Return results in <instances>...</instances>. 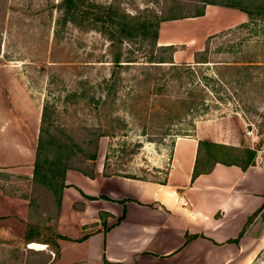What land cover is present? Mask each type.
I'll return each mask as SVG.
<instances>
[{
	"label": "rangeland",
	"instance_id": "374dc122",
	"mask_svg": "<svg viewBox=\"0 0 264 264\" xmlns=\"http://www.w3.org/2000/svg\"><path fill=\"white\" fill-rule=\"evenodd\" d=\"M59 1L0 0V90H6L7 96H15L1 97L0 110H6V117H1L0 123L10 125L13 110L22 114L20 120L25 129L21 138L29 144L21 162L30 165L28 168L6 164L19 159L0 153V264H64L59 258V243L58 246L52 243L58 241V234L62 235L57 196H62L64 186H71L70 190L74 187L66 184L65 178L62 190L59 181L48 187L43 180L31 179L45 104L49 105L45 121L52 122L49 135L56 134L65 141L73 139L82 148L73 146L77 152L69 163L85 170L95 168L96 173L103 170L109 153L107 171L161 181L169 167L174 139L194 134L196 128L202 134L238 146L228 150L236 155L243 153L239 148L264 146V14L249 20L240 8L224 5L230 1L245 3L243 0H215L220 3L83 0L82 8L93 12L88 17L96 12L101 14L103 9L99 4L111 3L118 8V14L127 12L152 20L164 18L159 22L157 44L168 43L159 42L160 32L163 39L172 37L177 42L161 48L150 39L140 37L111 40L99 29L100 20L96 28L89 24L91 18L86 17L77 24L60 16L56 6ZM253 3H264V0H253ZM203 8L204 12L206 8L209 10L208 15L197 14ZM239 10L245 13V19L232 23ZM242 22L247 23L242 26ZM241 38H244L241 45H229ZM257 39L262 43L256 44ZM207 46L210 48L207 56L211 59L258 60V64L248 69L249 75L241 74V85L234 81V71H225L223 78L228 82L217 92L209 90L204 94L199 87L195 88L194 92L200 93L195 97L198 102L193 111L181 103H170L176 96L186 95V89L192 84L180 86L176 71L154 65L157 62L151 64L149 55L170 59L175 50H180L177 63L193 62L194 53ZM119 52L121 65L113 62ZM116 74L119 76L117 87L113 84ZM148 74L150 79H144ZM104 79L116 88L114 94L104 87ZM165 79L167 82L163 83ZM231 79L233 82H229ZM162 84L166 88L155 87ZM202 93L204 97H199ZM11 99L15 100L16 108L12 107ZM200 99L209 105L200 103ZM113 131L115 136L107 134ZM100 132L104 134L98 137ZM44 137L48 138V134ZM89 139L93 141L87 142ZM93 151L97 154L95 159L84 158L85 153ZM69 168L81 172L79 168ZM29 169L31 176L27 174ZM74 205L79 207L80 202L76 200ZM22 210L26 211L24 228L19 216ZM28 225L33 226L35 237L49 244L36 249L24 242L22 237ZM81 227L89 231L94 225L86 223ZM263 253L264 248L259 258ZM259 258L255 264H264Z\"/></svg>",
	"mask_w": 264,
	"mask_h": 264
},
{
	"label": "crops",
	"instance_id": "0c3cea01",
	"mask_svg": "<svg viewBox=\"0 0 264 264\" xmlns=\"http://www.w3.org/2000/svg\"><path fill=\"white\" fill-rule=\"evenodd\" d=\"M208 13L206 8L201 16ZM245 16L235 13L232 23ZM163 38L160 32L159 42H177ZM172 56L179 59L180 50ZM1 97L15 96L1 89ZM5 113L0 110V118ZM11 114L10 125L0 123V153L19 159L6 164L29 168V162H21L29 144L21 138L22 114ZM199 139L230 144L197 128L194 134L176 137L164 182L101 172L90 177L67 168L65 182L74 188L64 186L58 209L60 261L103 264L105 256L110 264H255L264 248V146L244 169L217 161L192 178ZM25 213L19 214L21 222ZM86 223L94 228H80Z\"/></svg>",
	"mask_w": 264,
	"mask_h": 264
},
{
	"label": "trees",
	"instance_id": "16d2710c",
	"mask_svg": "<svg viewBox=\"0 0 264 264\" xmlns=\"http://www.w3.org/2000/svg\"><path fill=\"white\" fill-rule=\"evenodd\" d=\"M206 3H220L215 0H204ZM245 3H242L241 1L234 2H226L224 5L232 6V7H238L241 10H243L249 17V20L255 19L256 16L262 17V14H264V3H258L254 4L253 0H243ZM83 0H60L57 2L56 6L58 7L60 11V16H63L64 18L74 21L77 24H81V20L88 17L90 14H93V12H90L87 10L88 8L85 7L82 8ZM223 4V3H221ZM95 6V5H94ZM101 9V14L99 12H96L89 21V24L93 27L99 26L98 22L101 21V25L99 29L103 31L104 33L108 34L110 36L111 40L117 39L120 41L123 37L128 39H150L152 41V44L155 46H160L161 48H166L172 44H157V37H158V26L159 22L164 18H158L155 20L149 19V18H141L139 15L136 14H130L127 12H123L121 14H118V8L115 7V5L108 3V4H99L98 5ZM204 13V8L198 12V15H201ZM117 15V16H116ZM172 18V17H170ZM247 22H242V26L246 25ZM97 28V27H96ZM244 38L239 39L238 41H234L233 43H230L229 45H234L238 43L237 45H241ZM264 41V39H262ZM258 44L259 42L262 43V41L258 40L256 41ZM210 51V48L205 47L201 52L194 53V61L193 62H186V63H177L172 55L170 59H163L162 57H159V59H155V56L153 53L149 55V62H152L151 64L155 63L154 65H157L158 67L165 68L167 70L174 69L177 73V76L180 78L179 85L183 86L187 82H191V87L186 89V95H179L176 96L175 99H172L169 101L170 103H181L183 106L187 107L190 111H193V106L198 102V99L195 100V97H198L199 93L194 92L195 88L199 89L200 91H203L204 94H207L209 90L217 92L218 89L221 86H225L226 82H228L227 79L223 78V74L225 71H234L236 74V77L234 78V81L237 83V85L242 84V75L247 74L249 75V68L257 65L258 60H215L211 59L210 56H207V53ZM120 52L117 53L114 58L113 62L115 64H120ZM202 57V58H200ZM210 69V71H208ZM115 70V69H114ZM165 71V70H164ZM114 72V71H113ZM112 72V75H113ZM117 72V70H115ZM114 72V73H115ZM242 74V75H241ZM135 78H138L137 74H134ZM163 76V74H162ZM197 76L199 81L197 80ZM146 80H149V74L147 77L145 76ZM108 79H104V87L107 88L108 92L111 94H114L115 91L113 85H109ZM119 81V76L116 74V79L114 80V85L117 84ZM167 80L165 79L163 83H166ZM229 82H233L232 79ZM166 84L157 85L155 86L157 89L161 90L165 87ZM116 86V85H115ZM117 87V86H116ZM150 87V86H149ZM154 87V86H153ZM152 87V88H153ZM154 87V88H155ZM236 87V86H235ZM150 88V89H152ZM113 90V91H112ZM235 93L237 90L234 91ZM198 94V95H197ZM203 96L199 97H204ZM133 97V96H132ZM115 98L112 100L114 101ZM170 100V99H169ZM115 102V101H114ZM200 103L208 106V101L204 99H200ZM103 103L105 104V99L103 100ZM124 101H122V104ZM168 108H171L170 104L167 103ZM204 106V107H205ZM187 109V110H188ZM48 111H49V105L45 104L43 106L42 110V122L43 125L40 127V133L38 136V146L36 147V154L34 159V167L31 179L32 181H36L37 179L43 180L46 182L48 187L55 186V183L59 181V187L62 190L64 184V178H65V172L66 169L69 167L79 168L82 173H84L87 176L93 177L96 174V170L90 169L85 170L81 167L73 166L69 163L70 158L76 154L77 150L73 149V146L77 145L73 139L70 141L68 140H61V137H58L56 134L49 135V126L52 125V122L49 120H46L48 118ZM117 128V127H116ZM115 128V129H116ZM48 134V138H45L44 135ZM104 133H97V136L103 135ZM107 134L115 136L113 132H109ZM93 139L87 140V142H92ZM79 148L78 150H81L82 148L77 145ZM96 148V144H95ZM229 149H238V146L230 145L226 143L216 142L210 139H199L198 141V156L196 158L192 178L195 177L197 174L201 172H206L211 169L212 165L215 162H222L225 164H236L239 165L241 168H246L250 164L254 163L255 155H256V147H243L239 148L242 149L243 153H239L238 155L230 153ZM96 150V149H95ZM203 150V151H202ZM109 153L106 154L105 160L103 162V170L101 173L105 176L110 175H122L127 177H134V178H141L137 177L135 175H129V174H121L118 173L116 170H110L107 171L106 169L109 167L107 159L109 157ZM96 151H93L91 153H85L84 158L86 159H95L96 158ZM106 168V169H105ZM141 179H148L146 177H142ZM154 180V179H151ZM165 178L161 180L160 182H164ZM87 197L93 199L94 196H88ZM103 198H109L107 196H102ZM60 200H61V194L57 196V205L60 206ZM33 226L28 225L26 228L25 234H23L22 240L24 242H28V245L32 242H40V243H48L49 241L45 239H39L35 237V233L33 232ZM62 236L60 234L57 235ZM57 237V238H58ZM56 246H58V241L54 240L52 241ZM104 264H109L110 262L105 259H103Z\"/></svg>",
	"mask_w": 264,
	"mask_h": 264
},
{
	"label": "bare ground",
	"instance_id": "6f19581e",
	"mask_svg": "<svg viewBox=\"0 0 264 264\" xmlns=\"http://www.w3.org/2000/svg\"><path fill=\"white\" fill-rule=\"evenodd\" d=\"M31 247H33V248H38V249H41V248H44L45 247V244H43V243H38V242H32L31 243Z\"/></svg>",
	"mask_w": 264,
	"mask_h": 264
},
{
	"label": "built area",
	"instance_id": "2783aa9c",
	"mask_svg": "<svg viewBox=\"0 0 264 264\" xmlns=\"http://www.w3.org/2000/svg\"><path fill=\"white\" fill-rule=\"evenodd\" d=\"M249 132V131H248ZM263 250V249H262ZM262 252V251H261ZM260 252V253H261ZM260 255V254H259ZM259 255H258V257H257V259L259 258ZM256 259V260H257ZM259 262H264V253H263V255L259 258Z\"/></svg>",
	"mask_w": 264,
	"mask_h": 264
}]
</instances>
